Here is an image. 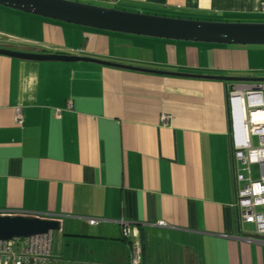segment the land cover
<instances>
[{"label":"crops","instance_id":"1","mask_svg":"<svg viewBox=\"0 0 264 264\" xmlns=\"http://www.w3.org/2000/svg\"><path fill=\"white\" fill-rule=\"evenodd\" d=\"M99 1L170 18L264 19V0ZM0 47L169 74L250 71L244 50L97 32L4 8ZM230 89L219 81L0 56V215L60 222V257L49 264H130L137 239L144 264H264L256 230L237 223ZM16 108L24 111L22 127Z\"/></svg>","mask_w":264,"mask_h":264},{"label":"water","instance_id":"2","mask_svg":"<svg viewBox=\"0 0 264 264\" xmlns=\"http://www.w3.org/2000/svg\"><path fill=\"white\" fill-rule=\"evenodd\" d=\"M0 7L24 15L103 33L200 45L264 47V23H222L170 18L129 13L67 0H0ZM0 56L37 63H91L144 73L219 81L230 85H253L259 90L264 88V78L169 74L68 55L30 54L6 47H0ZM60 231V222L50 218L0 215L1 243L45 237Z\"/></svg>","mask_w":264,"mask_h":264},{"label":"built area","instance_id":"3","mask_svg":"<svg viewBox=\"0 0 264 264\" xmlns=\"http://www.w3.org/2000/svg\"><path fill=\"white\" fill-rule=\"evenodd\" d=\"M228 93L232 122L231 171L237 223L239 229L245 224L254 225L257 240L264 244V88L259 90L251 85H234ZM67 109L71 110L70 105ZM60 115L61 111H57L56 117ZM15 119L16 124L22 127L23 109H15ZM161 120L163 125H168L169 117L163 116ZM253 138L258 139L259 147H254ZM241 166L248 167L246 171L249 175L251 168L257 167L258 178L246 180ZM90 224L95 225V222ZM158 226L165 227V224L160 223ZM54 234L27 240L17 239L10 243L0 242V264H49L60 257L55 252ZM124 236L127 239L132 237L130 226L125 229ZM254 241L252 238L245 239L249 244ZM61 243L58 241V244ZM142 262V245L138 239L133 240L130 264Z\"/></svg>","mask_w":264,"mask_h":264},{"label":"rangeland","instance_id":"4","mask_svg":"<svg viewBox=\"0 0 264 264\" xmlns=\"http://www.w3.org/2000/svg\"><path fill=\"white\" fill-rule=\"evenodd\" d=\"M85 3L83 4H90L93 6H98V7H102V8H116V7H110V5H107L106 3H102L101 1H96V0H85ZM118 10V7L117 9ZM122 11V10H119ZM124 12H129V13H137V12H131V11H124ZM17 13V12H15ZM24 15L21 13H18V15ZM144 14V13H141ZM148 15H152L149 13H145ZM27 16V15H24ZM252 22L255 23H259V24H263L260 22H264V19H259V20H250ZM191 45H197V44H191ZM214 46V45H212ZM222 47V46H220ZM226 47V46H225ZM238 50H244L246 52H248L249 55V60H250V71L249 72H242V73H234L232 76L230 77H236V78H264V47H232ZM253 145L255 148L259 147L258 145V139L257 138H253ZM248 167L247 166H241L242 169V175L245 176L246 180H248L250 177L252 178H258L259 175V170L257 167H252L251 168V173L249 175L248 171H246ZM246 183L243 184V186H245ZM244 229L246 232L248 233H254V231L256 230L254 225H244Z\"/></svg>","mask_w":264,"mask_h":264},{"label":"trees","instance_id":"5","mask_svg":"<svg viewBox=\"0 0 264 264\" xmlns=\"http://www.w3.org/2000/svg\"><path fill=\"white\" fill-rule=\"evenodd\" d=\"M103 1V0H102ZM0 9H3V8H0ZM230 88L231 87H233V86H231L230 84H227ZM229 94V93H228ZM228 104H229V101H228ZM229 118H230V124H231V133H232V122H231V115H230V108H229ZM133 240V239H132ZM140 242V244L142 245V241H139ZM132 243H133V241H132ZM142 264H144V249H143V262H142Z\"/></svg>","mask_w":264,"mask_h":264},{"label":"flooded vegetation","instance_id":"6","mask_svg":"<svg viewBox=\"0 0 264 264\" xmlns=\"http://www.w3.org/2000/svg\"><path fill=\"white\" fill-rule=\"evenodd\" d=\"M231 86H234V84H233V85H231Z\"/></svg>","mask_w":264,"mask_h":264}]
</instances>
